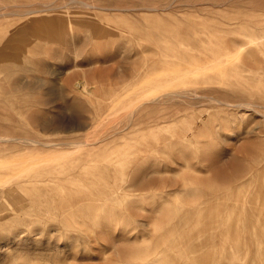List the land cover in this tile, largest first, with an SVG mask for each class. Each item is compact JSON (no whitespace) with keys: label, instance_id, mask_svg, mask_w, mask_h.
<instances>
[{"label":"rangeland","instance_id":"rangeland-1","mask_svg":"<svg viewBox=\"0 0 264 264\" xmlns=\"http://www.w3.org/2000/svg\"><path fill=\"white\" fill-rule=\"evenodd\" d=\"M0 264H264V0H0Z\"/></svg>","mask_w":264,"mask_h":264},{"label":"bare ground","instance_id":"bare-ground-1","mask_svg":"<svg viewBox=\"0 0 264 264\" xmlns=\"http://www.w3.org/2000/svg\"><path fill=\"white\" fill-rule=\"evenodd\" d=\"M254 42V41H253ZM170 93V92H169ZM210 99V98H209ZM151 100V99H150ZM211 101H212V99H211ZM132 112V111H131Z\"/></svg>","mask_w":264,"mask_h":264}]
</instances>
